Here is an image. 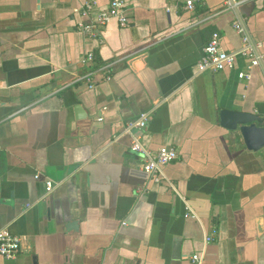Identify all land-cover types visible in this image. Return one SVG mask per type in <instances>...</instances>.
I'll list each match as a JSON object with an SVG mask.
<instances>
[{
	"label": "crops",
	"instance_id": "0c3cea01",
	"mask_svg": "<svg viewBox=\"0 0 264 264\" xmlns=\"http://www.w3.org/2000/svg\"><path fill=\"white\" fill-rule=\"evenodd\" d=\"M85 1L0 0V229L23 239L0 264H264V147L219 117L264 126V0H124L129 25L93 38ZM94 1L93 14L111 2ZM235 21L260 66L199 72L213 31L242 47ZM143 112L146 127L127 129ZM135 138L179 157L156 179Z\"/></svg>",
	"mask_w": 264,
	"mask_h": 264
},
{
	"label": "built area",
	"instance_id": "2783aa9c",
	"mask_svg": "<svg viewBox=\"0 0 264 264\" xmlns=\"http://www.w3.org/2000/svg\"><path fill=\"white\" fill-rule=\"evenodd\" d=\"M204 0H186V7L190 10L195 9L196 5ZM243 0H227L226 6L223 10L238 7ZM97 7L94 0L85 1L82 12L84 15L89 16L88 19L79 23V29L89 37H96L102 27L106 26L112 19H117L120 26H128L130 21L127 14V7L124 0H111L110 4L100 9L97 14H93V10ZM234 27L242 34L243 45L240 49L228 52L223 49L221 45V35L218 31H213L208 43L204 47L203 55L198 63L199 72H219L226 69H233L236 66L239 56L245 57L249 61V67L260 66L263 57L259 52L258 47L253 45L250 41L249 35L246 33L244 26L235 21ZM95 60L93 52L87 53L82 61L92 62ZM243 78L249 79L250 72H241ZM89 81L91 77L87 78ZM91 82V81H90ZM93 85V83L91 84ZM102 120L103 117H98ZM150 119L149 112H143L136 119L129 121L127 129L146 127L148 120ZM131 148L136 153L142 155L143 162L141 167L151 176H155L159 179L163 174V169L169 163L175 161L179 157L178 150L170 144H165L157 149H149L143 146L139 138H135L132 142ZM55 183L51 180L46 182V194H49ZM211 239V238H208ZM23 247V239L19 235H15L7 231L6 229H0V254L8 259L17 257ZM194 261H199L200 256L197 254L192 255Z\"/></svg>",
	"mask_w": 264,
	"mask_h": 264
},
{
	"label": "water",
	"instance_id": "95a60500",
	"mask_svg": "<svg viewBox=\"0 0 264 264\" xmlns=\"http://www.w3.org/2000/svg\"><path fill=\"white\" fill-rule=\"evenodd\" d=\"M220 124L230 130H240L246 145L251 150L264 147V126L262 118L253 112L222 109L219 112Z\"/></svg>",
	"mask_w": 264,
	"mask_h": 264
}]
</instances>
